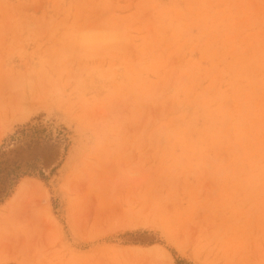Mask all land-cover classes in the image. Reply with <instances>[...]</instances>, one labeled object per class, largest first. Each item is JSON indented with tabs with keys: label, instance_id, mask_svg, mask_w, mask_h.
<instances>
[{
	"label": "rangeland",
	"instance_id": "rangeland-1",
	"mask_svg": "<svg viewBox=\"0 0 264 264\" xmlns=\"http://www.w3.org/2000/svg\"><path fill=\"white\" fill-rule=\"evenodd\" d=\"M0 264H264V0H0Z\"/></svg>",
	"mask_w": 264,
	"mask_h": 264
},
{
	"label": "bare ground",
	"instance_id": "bare-ground-1",
	"mask_svg": "<svg viewBox=\"0 0 264 264\" xmlns=\"http://www.w3.org/2000/svg\"><path fill=\"white\" fill-rule=\"evenodd\" d=\"M41 145H42V144H41ZM18 148H19V147H18ZM22 148H23V147H22ZM12 149H13V148H12ZM38 149H39V148H38ZM55 149H56V148H55ZM6 150H7V149H6ZM45 150H46V149H45ZM34 151H35V150H34ZM18 152H19V151H18ZM6 153H7V152H6ZM10 153H11V152H10ZM31 153H32V152H31ZM31 153H30V154H31ZM36 153H37V152H36ZM18 154H19V153H18ZM34 154H35V153H34ZM14 155H15V154H14ZM14 155H12V156H14ZM22 155H23V154H22ZM27 155H28V154H27ZM27 155H25V156H27ZM39 155H40V154H39ZM43 155H44V154H43ZM43 155H41V156H43ZM4 156H5V155H4ZM12 156H11V157H12ZM18 156H19V155H18ZM28 156H29V155H28ZM34 156H36V155H34ZM19 157H20V156H19ZM36 157H37V156H36ZM43 157H45V156H43ZM16 158H17V157H16ZM21 158H22V157H21ZM45 158L47 159V157H45ZM55 158H56V157H55ZM11 159H12V158H11ZM27 159H28V157H27ZM8 160H9V159H8ZM9 161H10V160H9ZM46 161H47V162H46ZM52 161H53V160H52ZM45 162L48 163V160H45ZM10 164H11V163H10ZM44 165H45V164H44ZM47 165H48V164H46V167H47ZM84 184H85V183H84ZM82 187H83V186H82ZM80 188H81V187H80ZM83 188H84V187H83ZM78 189H79V188H78ZM79 190H80V189H79ZM89 200H90V199H89ZM87 204H88V203H87ZM54 228H55V227H54ZM55 229H56V228H55Z\"/></svg>",
	"mask_w": 264,
	"mask_h": 264
}]
</instances>
